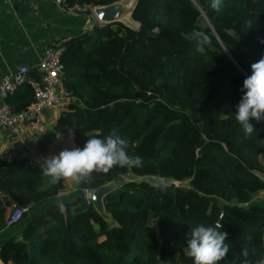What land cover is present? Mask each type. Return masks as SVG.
I'll return each instance as SVG.
<instances>
[{"label": "trees", "instance_id": "trees-1", "mask_svg": "<svg viewBox=\"0 0 264 264\" xmlns=\"http://www.w3.org/2000/svg\"><path fill=\"white\" fill-rule=\"evenodd\" d=\"M64 1L85 8L84 18L121 0ZM201 16L208 26H199ZM130 20L136 30L94 24L64 41V87L75 101L38 141V162L0 159V231L12 207L27 209L11 226L15 236L0 243V264H194L187 235L217 222L230 244L220 264H264V120H251L256 132L246 135L235 119L243 81L264 55V0H222L219 12L210 0H135ZM195 32L209 38L203 50ZM5 101L22 112L32 92L24 86ZM112 129L143 166L94 172L74 183L70 201L57 202L64 179L53 184L40 169L47 151L62 146L55 131L83 147ZM128 174L138 180L110 190L101 212L86 204L85 191ZM154 178L187 186L161 189Z\"/></svg>", "mask_w": 264, "mask_h": 264}, {"label": "clouds", "instance_id": "clouds-1", "mask_svg": "<svg viewBox=\"0 0 264 264\" xmlns=\"http://www.w3.org/2000/svg\"><path fill=\"white\" fill-rule=\"evenodd\" d=\"M210 7L219 12L222 0H210ZM251 28V22L247 25ZM200 50L209 43V38L202 32L193 34ZM264 44V40H260ZM226 49V48H225ZM251 75L243 81L244 92L237 105L235 119L241 125L246 135H251L256 130L251 120L260 122L264 120V55L251 64ZM75 128L67 129L69 136L73 135ZM57 139L62 138L60 131H55ZM128 141L121 137L116 129L101 137L92 136L83 147H66L57 155L49 156L40 161V169L44 176L51 178V183H58L61 179L71 180L77 184L90 181L92 173H107L113 167L133 168L142 167V159L130 156ZM163 189L166 185H156ZM223 225L219 222L213 225L197 224L187 235L188 254L193 258L194 264H220L227 259L230 244L226 243L227 233L221 231ZM247 255V250H243ZM228 264H236V259Z\"/></svg>", "mask_w": 264, "mask_h": 264}, {"label": "crops", "instance_id": "crops-1", "mask_svg": "<svg viewBox=\"0 0 264 264\" xmlns=\"http://www.w3.org/2000/svg\"><path fill=\"white\" fill-rule=\"evenodd\" d=\"M135 25L137 27V24ZM88 29L89 25L85 18L61 14L52 0H0V79L6 72L13 71L19 66H25L32 72L48 45L59 40L67 41ZM5 100L0 98V106L7 104ZM47 112L46 124H41L35 132L22 130L20 136L16 138L2 132L0 159L10 162L27 158L38 162L40 154L37 143L48 132L51 133L53 119L59 113L56 110ZM66 138L58 141L61 147L54 145L53 148L58 150L71 147L72 145H67L69 140ZM49 150L44 158L49 157ZM64 181L63 191L55 197L59 203L68 202L74 196L75 182L65 179ZM42 210V205L34 206L30 213L35 214ZM16 233L12 227L1 230L0 243L10 236H15Z\"/></svg>", "mask_w": 264, "mask_h": 264}, {"label": "built area", "instance_id": "built-area-1", "mask_svg": "<svg viewBox=\"0 0 264 264\" xmlns=\"http://www.w3.org/2000/svg\"><path fill=\"white\" fill-rule=\"evenodd\" d=\"M55 8L65 15L79 16L85 8L76 4L68 5L64 0H52ZM89 14L84 18L89 26L94 24L101 26L95 19L93 9H88ZM64 41L59 40L43 51L42 57L32 69L33 74L25 66H19L13 71L6 72L0 79V98L5 100L18 89L26 86L32 92L31 105L22 112H14L7 104L0 106V134L7 133L11 137H18L22 130L35 132L42 124V112L66 110L75 100L64 87V78L60 62L64 51ZM90 191H85V202H90ZM260 201L258 197L253 202ZM27 213V209L12 207L6 219L5 227L10 228L19 222L21 216Z\"/></svg>", "mask_w": 264, "mask_h": 264}, {"label": "water", "instance_id": "water-1", "mask_svg": "<svg viewBox=\"0 0 264 264\" xmlns=\"http://www.w3.org/2000/svg\"><path fill=\"white\" fill-rule=\"evenodd\" d=\"M134 6H135V1L132 5H129L128 3L121 0L118 3L112 4L109 6H105V7H101V8H94L93 14H94L97 22L101 25L113 24V23H117V22L121 23V20L123 17L128 16L130 18L131 13L134 9ZM124 182H126V181H124ZM121 183H123V182H121ZM109 184L110 183H108L102 187H99L90 193V196H89L90 201L92 202L93 208L97 212L102 211V202H101L102 198L110 190L114 189L113 187H110Z\"/></svg>", "mask_w": 264, "mask_h": 264}, {"label": "rangeland", "instance_id": "rangeland-1", "mask_svg": "<svg viewBox=\"0 0 264 264\" xmlns=\"http://www.w3.org/2000/svg\"><path fill=\"white\" fill-rule=\"evenodd\" d=\"M124 2H126V3H128L129 5H132L133 3H134V1L135 0H123ZM201 19H202V21L201 22H199V26H203V25H207L208 26V21L203 17V16H201ZM121 23L123 24V25H125V26H127L128 28H130V29H132V30H135L137 27H136V25L130 20V18L128 17V16H125V17H123L122 18V20H121ZM47 111L45 112H42V115H41V117H42V120H43V122H42V124L43 125H45L46 124V116H47ZM54 120V119H53ZM47 128H49V126L48 127H46V129ZM45 129V130H46ZM49 133V132H48ZM47 133V134H48ZM66 136V135H65ZM62 138H63V136H62ZM61 138V139H62ZM69 138H67V140H68ZM60 139H57V141H56V143L59 141ZM69 145H71V144H69ZM62 150V148L61 149H58V150H56V152H54V154L53 155H55V154H57V152H60ZM52 155V156H53ZM138 179L136 178V177H134V176H132V175H130V174H128L127 176H124V175H119V176H117L116 178H114L111 182H110V187H116L118 184H120L121 182H124V181H137ZM152 181H155V182H158V183H160V184H164V185H167V186H169V185H171V186H174V187H177V186H180V187H186L187 186V182H183V183H177V182H174V181H171V180H164V179H159V178H154V179H151ZM103 218L107 221V222H109V217L107 216V215H103Z\"/></svg>", "mask_w": 264, "mask_h": 264}]
</instances>
